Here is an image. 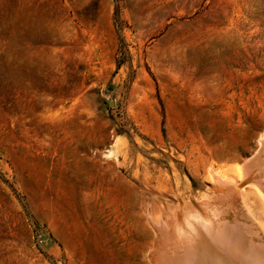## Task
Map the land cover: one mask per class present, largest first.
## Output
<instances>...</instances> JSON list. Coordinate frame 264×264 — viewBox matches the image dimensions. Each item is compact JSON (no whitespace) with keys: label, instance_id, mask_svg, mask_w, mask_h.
I'll return each mask as SVG.
<instances>
[{"label":"rangeland","instance_id":"obj_1","mask_svg":"<svg viewBox=\"0 0 264 264\" xmlns=\"http://www.w3.org/2000/svg\"><path fill=\"white\" fill-rule=\"evenodd\" d=\"M262 138L264 0H0V264H153L212 170L264 222Z\"/></svg>","mask_w":264,"mask_h":264},{"label":"bare ground","instance_id":"obj_2","mask_svg":"<svg viewBox=\"0 0 264 264\" xmlns=\"http://www.w3.org/2000/svg\"><path fill=\"white\" fill-rule=\"evenodd\" d=\"M261 145L240 171H243L241 178L244 182L253 181L264 194V138ZM212 178L215 195L203 202L202 199V206L197 203L205 209L206 216L188 215L189 223L181 228L179 215L173 218L163 216L155 224L158 237L150 256L153 264H203L199 239L204 237V241H210L203 245H214L217 251L224 252L236 263L264 264V222L255 215L246 196H242L241 183L219 171L212 170Z\"/></svg>","mask_w":264,"mask_h":264}]
</instances>
